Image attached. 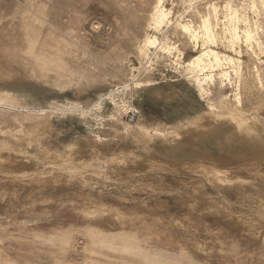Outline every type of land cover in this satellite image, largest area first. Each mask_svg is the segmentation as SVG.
<instances>
[{"label": "bare ground", "instance_id": "6f19581e", "mask_svg": "<svg viewBox=\"0 0 264 264\" xmlns=\"http://www.w3.org/2000/svg\"><path fill=\"white\" fill-rule=\"evenodd\" d=\"M34 1L44 12L48 1ZM198 1H190L186 14H179L177 19L165 8L164 0H152L149 18L156 31L171 27L161 47H170L168 39L194 49L200 44V51L187 64L191 70H209L195 78L200 97L206 89L213 88L211 92L217 93L213 71L222 61L233 62L213 44L228 37L229 43L222 46L240 52L234 42L244 40L258 49L251 53L259 55L264 53V34L255 32L252 28L260 27L258 22L240 13L230 1L224 4L223 33L216 27L220 16L215 3ZM247 6L258 15L264 12V0H249ZM238 21L244 25L242 34ZM156 43V35L146 36L139 50L146 53ZM44 51L49 57V45ZM23 64L19 30L10 29L0 18V103L12 110L13 95L24 98L20 91L24 86ZM252 67H236L238 92L231 97L230 91L226 94L220 89V96L209 99L208 104L202 103V97H192L186 88L171 90L161 100H175L176 104L155 115L158 118L149 126L136 124L123 131L126 140L114 150L102 148L81 131L63 137L72 126L54 119L61 118V113L50 108L46 94L26 98L28 103L46 108L34 117L17 115L0 128V193L10 201L14 199L4 206L0 222H11L47 206L80 202L104 210L103 219L97 223L106 229L163 219L160 225L172 240L170 244L210 264H264V69L256 70L254 65L253 71ZM122 89L123 94L128 93L126 85ZM88 104L85 101L84 107L70 109L71 114L91 110ZM99 160L111 162L106 179L116 186L114 196L121 206L105 203L102 195L97 198L89 191L69 189L77 182L84 188L93 184L100 174L92 165ZM48 189L53 193L48 194ZM140 191L146 196L142 197ZM161 193L180 205L178 217L163 214ZM94 217L89 211H80L77 218L89 222ZM171 229L179 236L173 239ZM32 234L42 252H49L60 240V231L47 227ZM85 245L86 241L76 246V251L87 253ZM37 262L47 264L43 259Z\"/></svg>", "mask_w": 264, "mask_h": 264}, {"label": "rangeland", "instance_id": "374dc122", "mask_svg": "<svg viewBox=\"0 0 264 264\" xmlns=\"http://www.w3.org/2000/svg\"><path fill=\"white\" fill-rule=\"evenodd\" d=\"M47 1L42 12L34 0H0V18L10 29L20 32L24 61L21 73L24 86L20 89L24 98L13 95L14 110L0 103V128L17 115L34 117L43 112L45 106L26 101L41 97L43 92L50 101V108L61 113V118L54 119L72 126L63 137L72 136L75 130L81 131L92 136L102 148L114 150L126 140L123 131L136 124L149 126L158 118L155 115L176 104L175 100L170 103L161 100L171 90L186 88L192 97H202V103L208 104L209 99L220 96L221 91L226 94L230 91L231 97L238 92L236 67L245 70L248 65L253 66V71L264 69V53L252 54L251 51L258 49L249 47L244 40H235L234 45L240 47V52H234L222 46L229 43L227 37L212 46L231 56L233 62L222 61L221 67L213 71L217 93L211 92L213 88L206 89L199 97L195 78L203 77L209 70H191L187 64L201 46L194 49L168 39L170 47H161L171 27L156 31L150 25L152 0ZM190 1L198 0H164V6L171 10L172 17L179 19V14H186ZM203 1L206 0L198 2ZM229 1L240 13L258 22L260 27L252 28L255 32L264 34V12L258 15L248 8L249 0H212L211 3L220 9H217L218 18L220 16L217 29L223 28L224 4ZM238 25L242 34L244 25L241 21ZM222 31L224 33V29ZM150 35H156L158 43L141 53L139 47ZM47 45L51 51L49 57L44 51ZM123 85L128 93H122ZM85 101L91 105V110L72 115L70 109L84 107ZM92 166L100 174L97 180L88 188L77 182L69 189L89 191L97 198L102 195L105 203L121 206L122 202L114 196L116 186L106 179L111 162L94 161ZM47 193L53 191L48 189ZM141 196H146L145 191ZM159 198L164 215H180L181 207L170 195L161 193ZM8 203H14V199L10 201L0 193V214L4 213ZM80 211L95 214L94 220H78ZM103 216L104 210L76 202L71 206H47L11 222H0V264H41L37 261L42 259L47 264H210L187 249L170 244L172 240L167 238L160 225L163 219L155 218L156 223L147 219L146 224L136 227L106 229L97 223ZM45 227L49 231H60V240L49 252L41 251L37 237L32 234ZM170 234L173 239L179 236L175 229H171ZM85 241L88 252L76 251V246Z\"/></svg>", "mask_w": 264, "mask_h": 264}]
</instances>
